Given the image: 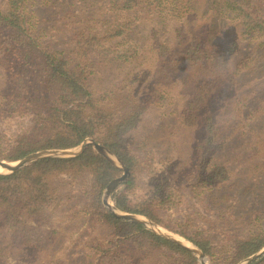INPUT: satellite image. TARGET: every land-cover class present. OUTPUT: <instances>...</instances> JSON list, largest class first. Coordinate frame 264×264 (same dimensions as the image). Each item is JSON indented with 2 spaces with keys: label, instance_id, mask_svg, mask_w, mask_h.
Segmentation results:
<instances>
[{
  "label": "trees",
  "instance_id": "trees-1",
  "mask_svg": "<svg viewBox=\"0 0 264 264\" xmlns=\"http://www.w3.org/2000/svg\"><path fill=\"white\" fill-rule=\"evenodd\" d=\"M29 1L0 0V111L7 114L10 108L17 123L10 140L0 134V160L15 162L92 139L128 169L126 184L111 195L118 211L144 216L183 237L210 264H238L264 248V95L242 115L243 99L219 94L224 85L234 91L259 60L256 48L239 53V41L264 33V0H223L234 17L228 27L241 30L244 38L210 29L182 46L178 29L176 44L169 46L157 42L151 29L155 54L172 75L185 68L199 80L176 116L183 132L200 133L195 162L164 166L157 150L133 144L132 137L157 90L147 99L131 86L123 94L110 91L115 105L89 78L132 57L127 38L155 20L167 0H105L91 16L85 15L90 3L67 0L56 12L60 27L52 20L34 25ZM228 107L233 114L222 118ZM235 121L244 125L234 131L245 138L240 149L229 147L231 137L224 136ZM250 121L257 130L247 125ZM175 133L179 141L183 135ZM120 175L92 147L73 158L41 159L0 173V264H64L48 253L61 219L68 230L76 219L109 230L107 239L94 236L84 243L92 250L90 264H199L193 254L143 225L107 212L103 191ZM252 264H264V258Z\"/></svg>",
  "mask_w": 264,
  "mask_h": 264
},
{
  "label": "rangeland",
  "instance_id": "rangeland-1",
  "mask_svg": "<svg viewBox=\"0 0 264 264\" xmlns=\"http://www.w3.org/2000/svg\"><path fill=\"white\" fill-rule=\"evenodd\" d=\"M66 1L30 0L27 12L34 25L47 26L48 20H52L59 22L60 27V22L63 23L62 16L58 17L56 12L60 13L59 8ZM79 1L91 5L85 12L86 16L93 15L94 11L96 14L97 9L105 3V0ZM224 6L223 0H167L163 12L155 20L150 24L145 23L139 26L135 33L127 38L126 42L134 52L133 56L124 61L116 60L108 68L105 67L94 72L89 78L94 89L99 91V95L105 94L106 98H111L115 105L117 100L108 95L111 92L123 94L121 91L129 92L131 86L134 91L139 90L147 99L150 97V92L157 90L156 97L155 95L152 97L153 103L148 113L132 133V137L134 138L133 144H142V146L157 150L156 158L161 164L163 163V166L165 163L171 164L175 160L189 165H193L195 162L193 149L199 140L200 133L194 129L190 132H183L176 116L181 104L196 89L199 80L197 74L185 68L172 75L169 71V65L162 64L156 56L150 32L156 31L159 38L157 42L165 41L169 46L176 44L174 40L178 29L180 33H183L181 35L183 39L182 46L184 44L187 46L194 35H197V37L207 36L208 33L210 34V29L213 30L212 34H223L227 38H230V36L244 38L245 36L242 35L241 30L235 27L231 28L232 26L228 27L230 25L227 23L232 21L234 17H231L230 12ZM54 14H56V17L53 16ZM215 18L217 20H214ZM225 26L226 28L222 29ZM214 41L217 40L214 39ZM239 42L241 44L239 53H248L252 48H256L258 52L260 51L259 60L247 77L242 76L238 80L234 91L224 85L219 94L222 98L233 96V99H243L240 111L244 115L248 108L256 105L264 95V33H256L250 37H245ZM61 46L65 45L62 43ZM117 111H119L118 108ZM6 112L9 116L0 111V134L5 135L7 140H10V136L17 128V123L14 117L10 115L11 109L7 108ZM233 112L228 107L221 116L222 118L230 116ZM237 121L239 122L238 119ZM242 122L245 121L242 120ZM247 125L256 129V124L251 121ZM242 126L244 125L240 126L235 121L232 129L229 127V129L224 130V136L231 137L232 140L229 147L240 149V146L244 145L245 138H241L237 133L234 134L236 128ZM247 130L244 129V132H248ZM175 131L181 132L180 134L183 135L182 138H179V141L176 138ZM250 136L252 134H248L246 138L249 139ZM109 203L112 204L111 198ZM77 220L74 221V227L68 230L65 228L66 220L61 219L63 222L60 223L59 234L56 240L50 244L48 253L54 259L62 260L64 264H90L92 250L86 247L84 243L90 241L91 237L94 236H98L101 240L105 237L107 239L109 232L107 227L105 229L102 226H93L91 223L82 225V222ZM86 236H89V238ZM205 264H210L207 259Z\"/></svg>",
  "mask_w": 264,
  "mask_h": 264
},
{
  "label": "water",
  "instance_id": "water-1",
  "mask_svg": "<svg viewBox=\"0 0 264 264\" xmlns=\"http://www.w3.org/2000/svg\"><path fill=\"white\" fill-rule=\"evenodd\" d=\"M86 147H92L93 150H95L96 153H98L101 157H103L110 165L121 171V175L110 181L106 185L103 191L102 205L107 210V212H109L117 220L143 225L152 233L161 236L162 238L178 245L179 247L193 254L198 260L199 264H205L206 257L201 252V250L198 249L189 241H187L186 239H184L183 237H180L177 234L161 229L159 226H157L156 224H154L144 216L122 213L118 211L114 206L113 200H112V204L109 203L112 193L115 190L122 188L126 184L127 178L129 176V172L128 169L124 166V164L112 152H110L104 146L96 143L92 139H85L80 145L71 149H64V150L51 149V150H41V151L33 152L15 162H7L4 160H0V168L3 171H6L4 173H11L18 171L24 166L41 159L73 158L80 155ZM261 258H264V248H262L255 254L247 257L246 259L242 260L238 264H252L253 262L258 261Z\"/></svg>",
  "mask_w": 264,
  "mask_h": 264
},
{
  "label": "bare ground",
  "instance_id": "bare-ground-1",
  "mask_svg": "<svg viewBox=\"0 0 264 264\" xmlns=\"http://www.w3.org/2000/svg\"><path fill=\"white\" fill-rule=\"evenodd\" d=\"M4 172H6V171H3V170L0 168V173H4Z\"/></svg>",
  "mask_w": 264,
  "mask_h": 264
}]
</instances>
